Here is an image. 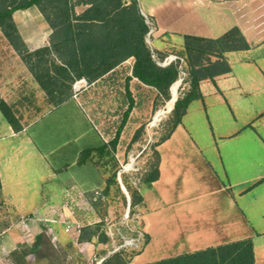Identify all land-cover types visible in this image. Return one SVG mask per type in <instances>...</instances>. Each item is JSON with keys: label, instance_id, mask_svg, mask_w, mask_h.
<instances>
[{"label": "crops", "instance_id": "obj_1", "mask_svg": "<svg viewBox=\"0 0 264 264\" xmlns=\"http://www.w3.org/2000/svg\"><path fill=\"white\" fill-rule=\"evenodd\" d=\"M138 2L152 23L150 44L164 59L182 48L184 35L215 39L235 26L250 48L226 54L231 71L201 82L202 98L190 103L181 124L157 146L160 175L151 185L142 186L143 201L137 207L135 240L145 235L149 239L131 264L244 239L253 242L254 263L264 264V0ZM13 19L29 50L49 45L52 28L36 6L14 12ZM9 93L21 101L37 93L49 102L0 29V98L10 105ZM8 131L7 136L16 138L24 129L15 133L9 125ZM47 175L58 179V174L52 176L50 165ZM0 178L7 224L2 232H8L0 255L8 256L23 241L32 243L24 232L35 238L46 230L60 245L70 228L67 233L74 230L69 234L74 246L86 250L88 259L93 256L94 244L78 240L80 229L73 222L79 219L62 209L74 181L41 192L38 205L23 209L8 191L11 185L5 184L1 167ZM67 220L70 224L64 225Z\"/></svg>", "mask_w": 264, "mask_h": 264}, {"label": "rangeland", "instance_id": "obj_2", "mask_svg": "<svg viewBox=\"0 0 264 264\" xmlns=\"http://www.w3.org/2000/svg\"><path fill=\"white\" fill-rule=\"evenodd\" d=\"M83 9L76 8L77 12ZM19 21L22 23L24 19ZM148 44L156 57L163 55ZM133 64L134 59L131 58L102 79L92 84L84 82L79 90L75 88L79 80L75 81L71 89L73 96L59 106L43 100L37 93H31L24 101L9 93L10 105L23 122L24 132L16 138L7 136L9 124L0 111V167L5 184L10 182L8 191L15 201L21 203L17 207L31 209L38 205L41 192L45 194L48 189H58L66 182L74 181L66 193L68 202L63 206L59 203L54 205L62 206L70 216L79 219L73 222L75 229L101 223L98 232L106 236L94 243L90 259L86 250L80 251L74 246L69 235L74 230L65 232L67 237L60 245H55L48 236L54 249L41 259L29 255V264H97L106 253L120 248L128 251L144 248L143 237L135 240L138 236V210L130 213L131 196L126 184L138 190L149 177L155 163L154 147L168 133L174 99L177 95L179 97L185 85L179 82V78L171 87L172 100L162 103L155 89L145 87L137 80L127 84ZM128 90L134 97V108L116 148L109 146L102 151L101 147L114 139L128 109ZM48 165L52 176L53 173L58 174L57 180L48 178ZM121 183L127 193L121 188ZM3 215L2 203L0 245L8 234L2 232L7 227ZM66 224H70L69 220ZM24 233L26 240L35 241L34 237H28V232ZM32 243L23 241L18 248ZM0 264L16 262L10 253L8 256L0 255Z\"/></svg>", "mask_w": 264, "mask_h": 264}, {"label": "trees", "instance_id": "obj_3", "mask_svg": "<svg viewBox=\"0 0 264 264\" xmlns=\"http://www.w3.org/2000/svg\"><path fill=\"white\" fill-rule=\"evenodd\" d=\"M32 6L40 10L52 28L49 45L33 51L26 46L13 19L14 12ZM77 7L84 9L77 12ZM0 29L45 91L48 101L56 106L73 96L71 89L75 81L85 79L92 84L131 58L134 64L127 84L136 78L155 89L162 103L171 99V87L178 81L182 71L186 73L183 80L185 88L180 91L169 117V131L154 147L155 163L142 186L151 185L159 178L160 155L157 146L181 124L190 103L202 98L201 82L205 79L214 81L217 76L231 71L226 58L228 52L250 48L237 26L215 39L184 35L182 48L174 50V54L183 58L184 62L177 60L162 66L159 62L164 60L165 55L156 57L147 42L150 25L140 10L138 0H0ZM127 93L128 109L114 139L109 145H103L102 151H106L109 146L116 148L134 108L132 94L129 90ZM0 111L15 133L24 129L13 108L2 98ZM126 187L131 196L130 213H134L143 201L141 188L134 190L129 184ZM100 226L101 223L82 228L79 242L97 244L101 237L105 239L106 236L98 232ZM148 239L145 235L143 246ZM53 249L52 240L46 232H40L31 245L17 247L11 255L16 264H29V255L41 259ZM142 249L128 251L120 248L106 253L101 264H131L132 258ZM145 264H255L253 242L251 239L239 240Z\"/></svg>", "mask_w": 264, "mask_h": 264}, {"label": "built area", "instance_id": "obj_4", "mask_svg": "<svg viewBox=\"0 0 264 264\" xmlns=\"http://www.w3.org/2000/svg\"><path fill=\"white\" fill-rule=\"evenodd\" d=\"M146 21L150 25V31L148 33V39H147V42L150 43L149 37H150V35H151L152 31H153V28H152V23L147 18H146ZM177 60H180L181 63L184 62L183 58H180V57H178L176 55H171V56L165 58L162 62H159V64L162 65V66H166V65L170 64L171 62H174V61H177ZM185 77H186V73L184 71H182L181 75H180L179 82H183ZM84 82L87 83L85 79H81V80L77 81L76 85H75V88L79 90ZM69 231H70V228H67L66 232H69ZM97 264H101V261H98Z\"/></svg>", "mask_w": 264, "mask_h": 264}, {"label": "water", "instance_id": "obj_5", "mask_svg": "<svg viewBox=\"0 0 264 264\" xmlns=\"http://www.w3.org/2000/svg\"><path fill=\"white\" fill-rule=\"evenodd\" d=\"M171 94H172V88H171ZM177 99H178V95H177V97L174 99V103L177 101ZM172 100V99H171ZM121 188L123 189V191L125 192V193H127V190H126V188L124 187V185L121 183ZM128 199H129V201H130V196H128Z\"/></svg>", "mask_w": 264, "mask_h": 264}]
</instances>
